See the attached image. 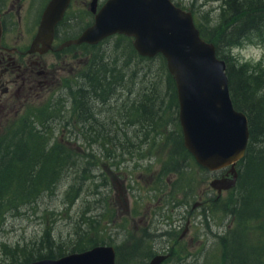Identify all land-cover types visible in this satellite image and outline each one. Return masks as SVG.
<instances>
[{
  "label": "rangeland",
  "instance_id": "rangeland-1",
  "mask_svg": "<svg viewBox=\"0 0 264 264\" xmlns=\"http://www.w3.org/2000/svg\"><path fill=\"white\" fill-rule=\"evenodd\" d=\"M171 1L184 11L190 12L196 26L206 29L216 24L221 6L220 0ZM245 42L264 44V28L245 35L238 44ZM131 44L132 39L123 35H115L104 40L94 49L93 60L94 62L97 59L100 60L99 64L103 65L104 71L115 68L113 69L114 75L126 72L127 76L122 78L123 83L120 82L119 76L113 78L117 83V89L112 98L105 103L95 100L93 144L87 146L82 144L81 140H74V129H70L71 132L68 129L65 130L63 137H61V131L40 132L51 142L70 149L80 162L76 167L70 166L64 170L61 179L52 191L41 192L31 202L21 198H9L5 201L0 212V264H21L25 256H37L48 252L54 255L65 252L67 255L71 252L85 251L96 245L112 246L115 249L117 264H147L151 257L144 260L134 258L128 253L130 250L137 251V246L146 247L145 241L138 239L142 233L137 226L139 223L137 220L132 221L131 217H135L138 214L136 212L142 208V212L147 211V207L159 211L157 216L151 215V220L153 217L161 220V215L173 220L186 216L182 219V227L187 217L190 216L189 232L183 239H179L181 232L178 229L175 233L172 230L167 233L173 255L165 264L221 263L224 241L229 237V231L236 228L239 222L237 211L240 202L237 192L234 194L233 191L222 192L218 196L210 189L209 183L221 172L202 170L190 160L181 176L180 184L176 186L173 193L168 186L174 182L176 176L174 174L162 175L161 169L163 162L167 160L165 157L168 156V146L164 138L161 141L158 139V145L155 144V150L151 153L147 152L148 149L145 146L141 147L142 158L137 155L141 172L139 170L135 172L138 164V162L135 164V158L133 162L129 160L131 153L134 154L132 156L137 154L136 147H133L137 145V142L136 144L133 142L136 132L135 128H129L128 125L125 128L123 123H127L129 119V116H126L128 105L141 98V89L144 87L142 81L145 79L146 71L151 72L152 81L160 82L159 89H164V107L172 109L169 125H167L168 130L176 129L181 134L177 98L175 106L169 98L167 81L169 73L165 59L156 56L151 61L142 62L129 58L127 49ZM226 48L224 47V52ZM227 58L231 63H235L230 56ZM116 64L118 67L127 64V68L117 69ZM77 67L79 73L84 66ZM257 71L264 82V64L258 65L254 72ZM134 72L139 73L134 76ZM67 75L69 78L73 74L65 71L63 76ZM173 88L176 95L174 82ZM259 93L264 94V84ZM66 106L68 110L70 103ZM166 114L167 117L169 112ZM31 120L34 122L35 130L39 131L40 112L36 116L33 114ZM160 129H157V132H160ZM9 133L10 131L1 133L0 138ZM61 139L71 144L60 142ZM128 139L132 145L127 147ZM43 146L47 149L46 141ZM150 154H156L158 159L156 165L149 164V160H154ZM86 157L89 163L85 162ZM178 158L176 157V160ZM30 163L31 161L28 164ZM127 164L129 169L135 164L133 171L127 170ZM140 173L143 175L138 181ZM129 185L130 188H127ZM15 189L16 186L13 185L11 191ZM200 196L204 201L203 206L193 209V205ZM127 204L130 206L129 209ZM167 204L170 205L163 211ZM192 209L193 212H191ZM166 230L168 228L159 232H166ZM245 230L247 231L245 237L250 241L252 239L255 242L256 240L264 241V232L257 234L254 221H251ZM47 238L51 242L46 244ZM149 243L150 241L147 242ZM164 243L167 244V238L156 236L151 247L160 249L165 246ZM262 264H264V250Z\"/></svg>",
  "mask_w": 264,
  "mask_h": 264
},
{
  "label": "trees",
  "instance_id": "trees-1",
  "mask_svg": "<svg viewBox=\"0 0 264 264\" xmlns=\"http://www.w3.org/2000/svg\"><path fill=\"white\" fill-rule=\"evenodd\" d=\"M220 1L221 6L216 24L212 28L206 29L201 26L196 27L201 37L215 46L217 57L226 63V75L233 106L247 116L249 128V141L245 155L237 163V184L234 189L230 190L233 191V194L237 192L240 196L237 211L239 218L237 221L239 222L236 228L229 231V237L224 241L223 258L220 264H262L264 241L256 240L255 242L253 239L250 241L245 237L247 234L245 229L249 227L251 221H254L257 234L264 232V94L259 98L257 97V93L263 88L264 82L259 74L248 75L247 66L237 69L235 63H231L227 58L228 55H225L224 47L229 48L231 45L238 44L245 35L264 28V0ZM127 56L142 62L152 60V58L140 57L132 44L127 49ZM99 62L101 61L98 59L96 62L93 60L90 66L86 68L83 76L86 78L93 77L94 97L96 101L105 103L113 97L114 91L117 89V83L113 78L119 76L121 78L119 81L123 83L122 78L127 74L121 72L119 75H114L113 69L115 68L104 71L103 65ZM123 67L127 68V64H123L121 67L116 64L117 69L120 68L121 70ZM134 73L136 76L139 72ZM150 74V71H146L144 75L141 98L128 105L126 116H129V119L125 123L129 128L133 125L139 126L140 137H142L144 146L149 142L150 149L154 145L153 142L157 139L161 141L164 138L165 144L168 146V156L165 157L167 160L162 164V175L182 176L189 163L181 151V134L176 129L168 130L167 125H169L172 109L164 107V89H159L158 84L160 82L152 81ZM167 81L169 98L175 106L174 81L169 75H167ZM88 90L89 88H85V91ZM166 112H169L167 117ZM32 120L30 121V128H26V130L17 128L0 138V212L5 201L9 198H21L31 202L41 192L52 191L61 179L64 170L70 166L76 167L80 162L74 157L70 149L51 142L43 133H40L50 130L41 131L40 127L38 128L39 131L35 130ZM157 129H160V132H157ZM45 141L47 149L43 146ZM176 157H179L178 160ZM85 159L87 160L85 162L89 163L88 157ZM190 160L193 161V157H190ZM29 161H31L30 164H28ZM177 184H180V181ZM13 185L16 186V189L11 191ZM172 185L175 186V184ZM50 242L49 238L45 241L46 244ZM135 251L130 250L128 253L130 255L131 252ZM169 252L172 257V246ZM65 254L64 252L54 255L48 252L37 256L28 255L23 257V262H21L58 259ZM151 255L152 253L149 251L145 258L140 257L139 259L147 260ZM171 257H168L163 264L168 262Z\"/></svg>",
  "mask_w": 264,
  "mask_h": 264
},
{
  "label": "water",
  "instance_id": "water-1",
  "mask_svg": "<svg viewBox=\"0 0 264 264\" xmlns=\"http://www.w3.org/2000/svg\"><path fill=\"white\" fill-rule=\"evenodd\" d=\"M65 6L60 0L50 2L39 38H50L52 26L61 18ZM115 35L131 38L140 57L161 55L165 59L175 84L185 149L208 172L225 170L209 183L218 196L234 189L238 180L236 165L243 159L249 141L248 119L234 108L226 63L217 57L215 46L201 37L192 14L171 0H107L93 25L75 43L97 45ZM168 257L155 255L147 264H163ZM24 264L117 263L112 246L97 245L58 259Z\"/></svg>",
  "mask_w": 264,
  "mask_h": 264
},
{
  "label": "flooded vegetation",
  "instance_id": "flooded-vegetation-1",
  "mask_svg": "<svg viewBox=\"0 0 264 264\" xmlns=\"http://www.w3.org/2000/svg\"><path fill=\"white\" fill-rule=\"evenodd\" d=\"M51 1L0 0V135L17 128L24 130L30 128L31 116L33 114L36 116L40 112L41 130L61 131V137H63L65 130L68 129L71 132L70 129H74V140H81L82 144L90 146L94 142L96 99L93 77L86 78L83 73L93 62L96 45L76 44L75 41L93 25L95 15L107 0H60V3H66V6L61 18L52 26V35L50 38L47 35L39 38L43 16ZM49 24L51 23L48 22V26ZM79 65L84 67L78 73ZM65 71L73 75L69 78L68 75L64 77ZM85 88L89 90L85 91ZM64 102L70 103L68 110H66L67 103ZM66 116L68 117L65 118ZM123 126L127 128L126 123H123ZM133 128L136 132L133 142L135 144L137 142V145L133 147H136L137 154L132 156L134 154L131 153L129 160L132 161L135 158V164L138 162L135 167L137 172L141 169L137 155L142 158L141 149L144 148V143L140 137L139 126L133 125ZM60 142L71 144L64 139ZM153 143L151 149L149 142L145 145L147 152L151 153L155 150L158 139ZM131 145L132 142L128 139L126 146ZM180 147L182 154L190 161L192 156L184 147L182 132ZM150 155L154 160H149V164L156 165L158 160L156 154ZM193 161L195 162L194 158ZM133 167L129 169L127 164V170L133 171ZM219 172L222 174L225 171ZM142 175L143 173H140L138 181L142 179ZM175 176L174 182L168 186L173 193L178 185L177 182L182 180L180 175ZM127 188H130V185ZM203 202L200 196L193 205V209L202 207ZM169 205L167 204L163 211ZM127 207L129 209L130 206L127 204ZM142 209L138 210L136 212L138 214L135 217L132 216L131 220H137L139 223L137 226L142 233L138 239L144 240L147 248L138 247L137 251L131 252V256L145 258L150 251L151 258L159 254H167L170 258L171 242L167 233L171 230L175 233L178 229L181 232L179 239H183L189 232L190 216L182 227V219L186 216L173 220L161 215V220L157 217L151 220V215L157 216L159 211L152 207H147V211L144 212ZM160 227L162 229L159 230ZM164 228L168 230L159 232ZM156 236L167 238V244L164 243L165 246L160 249L152 248L151 244L155 242ZM149 241L150 243L147 244Z\"/></svg>",
  "mask_w": 264,
  "mask_h": 264
},
{
  "label": "clouds",
  "instance_id": "clouds-1",
  "mask_svg": "<svg viewBox=\"0 0 264 264\" xmlns=\"http://www.w3.org/2000/svg\"><path fill=\"white\" fill-rule=\"evenodd\" d=\"M225 54L231 57L237 69L247 66L248 75H258V71L254 70L258 65L264 64V44L253 42L234 44L225 49ZM260 95L258 92L257 97Z\"/></svg>",
  "mask_w": 264,
  "mask_h": 264
}]
</instances>
